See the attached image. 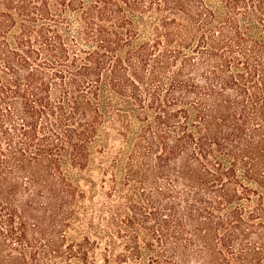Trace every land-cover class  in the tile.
Instances as JSON below:
<instances>
[{"label": "trees", "instance_id": "trees-1", "mask_svg": "<svg viewBox=\"0 0 264 264\" xmlns=\"http://www.w3.org/2000/svg\"><path fill=\"white\" fill-rule=\"evenodd\" d=\"M0 264H264V0H0Z\"/></svg>", "mask_w": 264, "mask_h": 264}]
</instances>
